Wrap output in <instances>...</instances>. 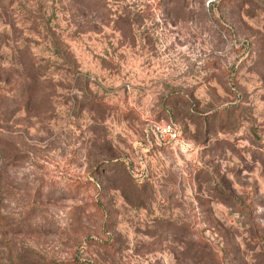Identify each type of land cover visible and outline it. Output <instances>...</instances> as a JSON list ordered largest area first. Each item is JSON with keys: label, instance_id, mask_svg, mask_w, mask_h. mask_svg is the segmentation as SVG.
Here are the masks:
<instances>
[{"label": "rangeland", "instance_id": "374dc122", "mask_svg": "<svg viewBox=\"0 0 264 264\" xmlns=\"http://www.w3.org/2000/svg\"><path fill=\"white\" fill-rule=\"evenodd\" d=\"M0 264H264V0H0Z\"/></svg>", "mask_w": 264, "mask_h": 264}, {"label": "built area", "instance_id": "2783aa9c", "mask_svg": "<svg viewBox=\"0 0 264 264\" xmlns=\"http://www.w3.org/2000/svg\"><path fill=\"white\" fill-rule=\"evenodd\" d=\"M164 130H166L167 132L171 131V128L169 125H164Z\"/></svg>", "mask_w": 264, "mask_h": 264}]
</instances>
